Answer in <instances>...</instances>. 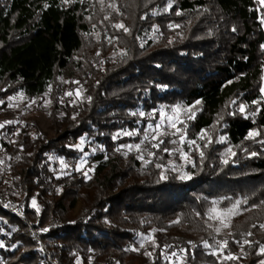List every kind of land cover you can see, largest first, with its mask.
<instances>
[{"label":"trees","instance_id":"1","mask_svg":"<svg viewBox=\"0 0 264 264\" xmlns=\"http://www.w3.org/2000/svg\"><path fill=\"white\" fill-rule=\"evenodd\" d=\"M263 71L257 0H0V264H261Z\"/></svg>","mask_w":264,"mask_h":264},{"label":"rangeland","instance_id":"2","mask_svg":"<svg viewBox=\"0 0 264 264\" xmlns=\"http://www.w3.org/2000/svg\"><path fill=\"white\" fill-rule=\"evenodd\" d=\"M259 1V4L261 6H264V0H257ZM262 89H264V71H263V76H262V85H261V91ZM262 94L264 95V91H262ZM45 107L48 106V102L46 104H44ZM193 111L191 109H181L178 107L175 108H171V111H168L167 115H166V119L169 121V123L175 122L176 123H181L184 121V118H188L189 114H191ZM35 118L37 119L38 123L40 124L41 128L51 137V138H57L60 133L54 129V127L52 126V123L48 117V113L45 110H41L39 111V113H37V115L35 116ZM259 134V132H255L253 134V137H256ZM79 210V206L76 207L75 212H78ZM233 215H229L226 218L224 216H222L220 214V219H226V222H228V220L232 217ZM220 225L223 226V224L220 221ZM99 237L104 236L102 233H98Z\"/></svg>","mask_w":264,"mask_h":264},{"label":"snow or ice","instance_id":"3","mask_svg":"<svg viewBox=\"0 0 264 264\" xmlns=\"http://www.w3.org/2000/svg\"><path fill=\"white\" fill-rule=\"evenodd\" d=\"M109 7H114V5H109ZM107 18H108V17H105V19H107ZM115 27H117V28H119V29H123L125 32L128 31V29H127L123 24H117V25H115ZM262 91H264V89H262ZM67 95H71V93H67ZM0 103H3V101H0ZM243 110H244V109H243V106H241V111H243ZM161 114L163 115V113H161ZM141 115H143V113H141ZM5 123H12V122H11V121H6ZM172 126L175 127L174 124H173ZM0 127H3V125L0 124ZM157 127H159V125H157ZM126 134H129V135H130L131 133H126ZM249 135H252V134L250 133ZM160 143H163V141H160ZM189 143H195V141H190ZM136 147L138 148L139 145H137ZM153 147H159V144L153 145ZM164 150H165V151H168V149H164ZM201 155H203V154L201 153ZM253 155H255V153H253ZM226 162H227V161H225V163H226ZM239 203H240V202L237 201L236 204H234L232 208L224 209L223 212L221 213V215L224 216L225 218H226L227 216H229L230 214H231V215H235ZM245 203H246V201H245ZM262 203H264V202H262ZM33 205H35V200H33ZM212 211H213V212H216V209H212ZM221 223L223 224L224 227H228V226H229L228 223L226 222V219H222V220H221ZM253 227H255V225H253ZM260 227H261V228H264V224H261ZM45 231H46V229H45ZM216 231L219 232V231H220V228H216ZM247 235L251 236L252 233L249 232V233H247ZM227 243H228V242H227L226 240L223 241V245H224L225 247L227 246ZM244 243L247 244V243H250V241L245 240ZM208 246H209V245L207 244V242H205V247H208ZM260 252H261V253H264V246H261V248H260ZM149 255H150V254H149ZM173 255H174V254H173ZM227 258H229V259H236L237 257H233V256H231V255L229 254V256H228ZM261 264H264V261H262Z\"/></svg>","mask_w":264,"mask_h":264}]
</instances>
